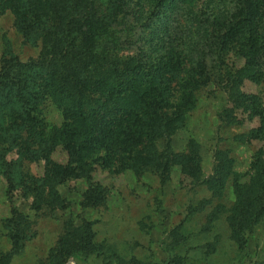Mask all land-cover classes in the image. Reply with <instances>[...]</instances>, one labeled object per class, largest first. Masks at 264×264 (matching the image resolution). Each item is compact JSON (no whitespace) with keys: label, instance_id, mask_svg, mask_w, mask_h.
<instances>
[{"label":"trees","instance_id":"obj_1","mask_svg":"<svg viewBox=\"0 0 264 264\" xmlns=\"http://www.w3.org/2000/svg\"><path fill=\"white\" fill-rule=\"evenodd\" d=\"M8 13L40 51L28 60L4 55L0 66V179L11 208V249H0V264L36 236L19 203L69 214L49 264L86 260L101 254L95 223L73 212L62 187L84 182L78 205L96 209L109 198L102 172L152 174L164 187L175 167L211 192L188 216L206 214L207 231L224 217L247 253L264 222V0L224 8L216 0H0V18ZM210 91L228 97L218 114L224 127H246L234 141L256 145L244 172L232 150L217 148L206 176L202 144L190 137L182 152L174 148ZM49 102L62 124L46 118Z\"/></svg>","mask_w":264,"mask_h":264},{"label":"rangeland","instance_id":"obj_2","mask_svg":"<svg viewBox=\"0 0 264 264\" xmlns=\"http://www.w3.org/2000/svg\"><path fill=\"white\" fill-rule=\"evenodd\" d=\"M203 1L206 5L209 3V0ZM216 1L220 8L230 5V0ZM39 51V48L24 43L11 14L0 18V66L4 55L17 54L28 60L37 57ZM227 99L222 91H210L189 118L187 129L174 139L176 152L183 151L190 137L202 144L206 176L212 172L217 148L232 150L237 160L236 169L244 172L256 147L234 141L236 135L246 131L245 126L224 127L219 120L218 114L228 105ZM44 111L51 123H63L62 113L50 102ZM100 178L109 188V198L106 205L96 209L82 210L78 205L81 193L86 189L84 182L70 183L61 189L73 202V212L95 223L96 239L101 244L100 255L86 260L71 259L67 264H108L117 258L129 264H166L173 255L185 256L186 264H264V222L250 235L247 253H242L231 240L224 217L207 231L206 214L188 216V212L190 205L210 198L211 192L206 187L192 188L191 180L181 174L180 168L173 169L170 181L164 187L152 174L137 177L130 171L122 176L102 172ZM227 194L230 205V189ZM19 206L33 221L36 236L25 243L10 264H49L51 251L64 236L69 214L50 210L36 213L25 201ZM10 209L0 179V249L3 252L11 249L4 227L5 220L10 218ZM176 227L180 230L173 234ZM182 237H186L183 242L179 240Z\"/></svg>","mask_w":264,"mask_h":264}]
</instances>
